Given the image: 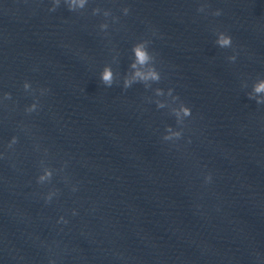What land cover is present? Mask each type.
<instances>
[{"label":"water","instance_id":"obj_1","mask_svg":"<svg viewBox=\"0 0 264 264\" xmlns=\"http://www.w3.org/2000/svg\"><path fill=\"white\" fill-rule=\"evenodd\" d=\"M197 2L91 0L75 13L0 0V90L12 94L0 104V264H264V105L246 95L264 75V0H208L218 17ZM95 5L119 17L107 35ZM213 27L231 33L235 62ZM141 38L161 72L152 87H172L192 108L175 143L161 139L175 119L152 88L122 87ZM106 63L110 87L99 80ZM24 79L49 89L31 114ZM41 157L65 164L49 204L35 181ZM61 214L67 224H56Z\"/></svg>","mask_w":264,"mask_h":264},{"label":"clouds","instance_id":"obj_2","mask_svg":"<svg viewBox=\"0 0 264 264\" xmlns=\"http://www.w3.org/2000/svg\"><path fill=\"white\" fill-rule=\"evenodd\" d=\"M91 0H48V10L55 11L57 7L63 4L71 12L81 13L89 8ZM197 13H203L205 16L218 17L222 14V9L219 7L210 8L208 0H198L196 6ZM120 13L127 15L129 13V6L122 3L120 5ZM90 14L93 16H100L97 28L99 32L104 35L108 34L109 19L115 22L119 17L112 13L110 8L101 7L95 5L91 7ZM215 43L221 49H231V54L228 56V60L235 62L237 59V49L233 43V37L226 29L219 27H213ZM153 52L149 48V41L146 39H137L131 44V59L128 64V69L122 77V87L124 89L129 88L135 83H141L144 87L152 88L154 96L152 101L155 103L157 108L168 107L171 115L175 119V126L173 124H165L164 129L161 133V139L165 142L175 143L183 135V124L186 118L192 115L191 106L182 100L179 95L174 91L172 87L167 89L156 86L152 87L153 84H157L161 80V72L157 67ZM116 74L113 72L111 64H104L99 72V80L106 86L110 87L113 84ZM21 87L24 92L32 96L30 103H27L23 107V111L26 114L37 112L40 108L39 98L48 94L49 89L46 86L34 87L33 82L29 79H24L21 83ZM246 95L255 101L257 105H264V75L257 74L250 81V88ZM12 94L8 91L0 90V104L4 101L11 99ZM14 103V102H13ZM18 142V136L13 134L7 141V147L13 148ZM39 150V146H35ZM44 152L47 149L43 150ZM2 155V153H0ZM66 163V162H65ZM65 164H61L59 168L53 167L45 161L43 157L38 162L37 174L35 181L38 185L47 188L46 191L41 193L43 202L49 204L59 196V189L52 184L53 176L56 174H63ZM65 183L68 185L72 192L78 190V184L70 182L67 176H63ZM212 173H203L202 183L207 185L212 183ZM77 209H71V215H76ZM56 224H67L68 217L64 214L58 215L55 219ZM49 264H55L54 261Z\"/></svg>","mask_w":264,"mask_h":264}]
</instances>
